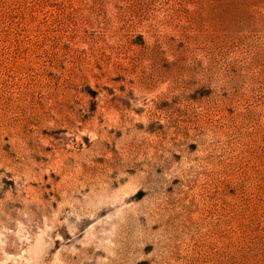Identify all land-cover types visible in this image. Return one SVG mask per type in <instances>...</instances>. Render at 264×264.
Returning <instances> with one entry per match:
<instances>
[{"label": "rangeland", "instance_id": "1", "mask_svg": "<svg viewBox=\"0 0 264 264\" xmlns=\"http://www.w3.org/2000/svg\"><path fill=\"white\" fill-rule=\"evenodd\" d=\"M0 264H264V0H0Z\"/></svg>", "mask_w": 264, "mask_h": 264}]
</instances>
